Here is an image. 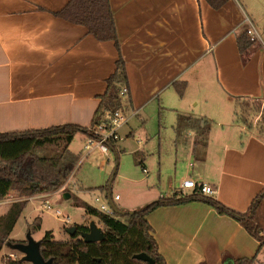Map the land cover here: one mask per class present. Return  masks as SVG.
Listing matches in <instances>:
<instances>
[{
    "label": "crops",
    "instance_id": "0c3cea01",
    "mask_svg": "<svg viewBox=\"0 0 264 264\" xmlns=\"http://www.w3.org/2000/svg\"><path fill=\"white\" fill-rule=\"evenodd\" d=\"M69 2L0 0V133L64 124L88 128L121 56L132 114L120 129L123 137L134 135V119L157 120L159 129L164 121L174 122V143L199 162L189 163L186 178L215 190L211 197L189 191L175 197L180 182L164 197L158 192L142 203L185 199L146 216L162 264H232L250 257L264 264L260 239L210 201L243 213L264 191V138L243 125L228 127L238 103L264 105V48L254 43L242 49L238 43L248 25L264 39V0H225L218 7L206 0H109L118 47L54 14ZM180 116L191 117L194 128L177 138ZM204 122L212 124L205 148L195 147ZM117 148H124L120 141L112 151ZM111 197L118 211L133 208L118 207L120 197ZM254 222L264 228V199Z\"/></svg>",
    "mask_w": 264,
    "mask_h": 264
},
{
    "label": "trees",
    "instance_id": "16d2710c",
    "mask_svg": "<svg viewBox=\"0 0 264 264\" xmlns=\"http://www.w3.org/2000/svg\"><path fill=\"white\" fill-rule=\"evenodd\" d=\"M206 1L213 7H218L225 0ZM54 14L72 23L83 25L99 40H114L118 47L109 0H70L64 8ZM238 43L243 49L255 42L250 40L247 31L244 30L238 36ZM123 88H127L124 96L121 95ZM128 101L125 64L120 56L114 73L107 79L106 91L101 96L99 106L88 128L76 124H64L45 129L0 133V201L4 200L9 190L16 185H20L21 196L26 197L12 201L6 211L0 215V251L7 241H12L10 235L28 202L27 197L59 190L66 184L78 161V156L69 149L75 135L82 132L86 137L91 136V128L95 127L107 113L121 110L127 114ZM252 102L255 100H244L237 104L241 107L234 113L238 122L241 123L239 115L242 111L251 112V109L246 108ZM190 121L191 117H179L175 125L177 138L183 137L184 130L194 128ZM204 124L203 128H199L195 147L205 148L210 126L208 122ZM262 131L260 129L257 134L260 135ZM109 148L115 151V144H111ZM117 158L116 155L115 164H117ZM176 195L177 193L174 196L177 197ZM263 199L264 191L253 199L248 210L243 213L228 209L216 200L210 199V201L219 211L233 215L241 221L248 232L257 237V234L262 232V228L255 224L254 213ZM184 200V198L158 199L132 213L106 214L83 200L75 199L76 206H81L86 214L96 217L103 225V238L98 241L85 240L83 234L90 232L89 226L85 224H76L74 234L66 240L54 239L52 231H45L39 239L41 253L45 258H52V264H145L134 259L135 254L143 251L154 259L155 264H162V258L157 251L146 216L162 204L179 203ZM40 221L38 217L33 219L29 229L33 232L38 230ZM262 246L264 241H260L259 248ZM254 259L255 257L233 259L232 264H254ZM17 263L19 262L7 260L5 264Z\"/></svg>",
    "mask_w": 264,
    "mask_h": 264
},
{
    "label": "rangeland",
    "instance_id": "374dc122",
    "mask_svg": "<svg viewBox=\"0 0 264 264\" xmlns=\"http://www.w3.org/2000/svg\"><path fill=\"white\" fill-rule=\"evenodd\" d=\"M241 109L240 105L236 111ZM246 109L251 112H241L240 122L228 125L231 130L241 127V125L251 127L257 133L263 130L260 136L264 138V105L260 101L252 102ZM238 118V120H239ZM245 121H244V119ZM244 122H243V121ZM174 122L164 121L159 124L157 120L143 124L134 119L130 126L135 129L133 136L123 137V130L120 131L122 138L119 140L123 149L117 148V165L115 164V153L109 150L107 157H101L98 152H90L85 155L83 148L85 140L77 134L70 143L69 149L78 156V161L74 171L69 176L66 184L52 194L44 193L43 196L29 200L11 233L10 239L16 242H25V235L30 231L35 240H39L45 231H52L54 239H69L71 236L66 232V228L85 224L89 228L100 230L104 234V228L96 217L85 213L81 206H74L75 199L98 207V202L94 197L98 196L101 201L108 202L109 196L118 195L120 199L116 202L120 204L133 205V208H119L120 212L128 213L141 209L145 201L156 193H170L174 187H178L182 179L190 177L189 163L196 161L186 148H182L178 143H174L172 125ZM211 123L209 126L211 128ZM203 126V125H201ZM124 129V128H123ZM117 141V143L119 142ZM117 143L115 147H117ZM119 151V152H118ZM105 161L104 163H102ZM142 161V163H139ZM115 165V168H114ZM117 166V169H116ZM114 168V169H113ZM143 168L146 172H143ZM115 174V175H114ZM102 187L103 189H99ZM20 185L14 186L9 190L5 198L7 202L0 204V215L3 214L10 200L24 199L20 194ZM64 193H69V198H63ZM164 193V194H163ZM30 197H27L29 199ZM48 201L50 207H43V203ZM59 209L60 214L55 210ZM68 216L67 223L64 221ZM38 217L40 228L33 232L29 229L33 219ZM38 220V219H37ZM93 225V227H92ZM260 241H264V228L257 234ZM22 254L16 250L3 245L0 251V264H5L7 260L19 262L17 264H31L21 260ZM145 263V262H144ZM146 264V263H145Z\"/></svg>",
    "mask_w": 264,
    "mask_h": 264
},
{
    "label": "built area",
    "instance_id": "2783aa9c",
    "mask_svg": "<svg viewBox=\"0 0 264 264\" xmlns=\"http://www.w3.org/2000/svg\"><path fill=\"white\" fill-rule=\"evenodd\" d=\"M247 34L250 37V40L255 43H259L264 48V39L260 35V33L256 30L253 25H248ZM127 93V88H123L121 91V95L124 96ZM132 114L124 113L121 110H115L113 113H107L103 116L99 123L91 128V136L86 137L84 143L85 155L89 154L94 148H96L101 157H107L110 150L111 144H116L122 136L120 134V129L127 123L129 117ZM146 172V169H143ZM185 191H189L192 194H200L204 196L211 197L215 194V190L207 183L196 181L192 178H184L181 181L180 188L177 191V195L179 197L185 195ZM95 201L98 202L99 206L97 207L99 210L103 211L106 214H114L115 211L112 208L111 204L108 202L101 201L98 196L94 197ZM119 199L118 195H114L111 197L113 202ZM43 207L48 209L50 204L48 201L43 203ZM55 213L60 214V210L56 209ZM64 221L67 223L68 216Z\"/></svg>",
    "mask_w": 264,
    "mask_h": 264
},
{
    "label": "water",
    "instance_id": "95a60500",
    "mask_svg": "<svg viewBox=\"0 0 264 264\" xmlns=\"http://www.w3.org/2000/svg\"><path fill=\"white\" fill-rule=\"evenodd\" d=\"M70 194L69 193H64L63 198H69ZM112 208L114 209L115 212L119 213H124L120 212L117 210V208L111 204ZM132 213V212H128ZM93 227V225H92ZM75 227L70 226L66 228V232L72 236L74 234ZM83 237L87 241H98L103 238V234L100 230H97L95 228H90L89 233H84ZM6 245L9 246V248L16 250L22 254L21 260L29 262L31 264H52L53 260L52 258H45L40 250V241L35 240L30 231H28L25 235V242H12V241H7ZM134 259L145 262L147 264H155V261L152 257H150L148 254L145 252H140L134 255Z\"/></svg>",
    "mask_w": 264,
    "mask_h": 264
}]
</instances>
